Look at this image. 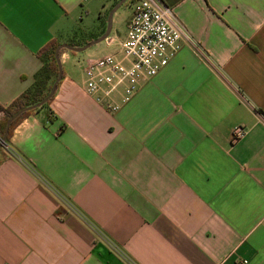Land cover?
<instances>
[{"label": "crops", "instance_id": "1", "mask_svg": "<svg viewBox=\"0 0 264 264\" xmlns=\"http://www.w3.org/2000/svg\"><path fill=\"white\" fill-rule=\"evenodd\" d=\"M112 1L0 0V105ZM162 1L190 40L119 110L60 52L53 98L3 147L0 264H264V0Z\"/></svg>", "mask_w": 264, "mask_h": 264}, {"label": "built area", "instance_id": "2", "mask_svg": "<svg viewBox=\"0 0 264 264\" xmlns=\"http://www.w3.org/2000/svg\"><path fill=\"white\" fill-rule=\"evenodd\" d=\"M104 40L110 50L89 56L84 64V91L115 112L133 98L143 82L169 63L190 35L162 0H132L124 38L109 35ZM115 96L119 98L116 101ZM245 134L243 126H234L230 144Z\"/></svg>", "mask_w": 264, "mask_h": 264}, {"label": "trees", "instance_id": "3", "mask_svg": "<svg viewBox=\"0 0 264 264\" xmlns=\"http://www.w3.org/2000/svg\"><path fill=\"white\" fill-rule=\"evenodd\" d=\"M117 2H115L116 4ZM114 4V5H115ZM105 24L102 29L101 34L105 31ZM61 43L57 41L56 39H51L49 40L38 52V56L42 60V66L39 69V71L35 74L34 76V82L29 87L26 89L24 92H22L20 95H18L12 102H10L6 106L0 105V138L4 136L5 133V127L8 119L15 114L19 109L34 104L41 99H43L49 92L50 87L57 77V72H58V66L57 62L54 56V52L56 48L60 45ZM71 45V44H70ZM74 53V51H70ZM52 97L46 101L44 104H42L40 107L47 105ZM40 107H36L34 109H30L26 112H23L21 115H19L17 118H15L11 124L9 125L8 131L6 133V143L9 141L13 129L16 127V125L26 116L29 114L33 113ZM0 152L2 153L0 160L5 156V151L3 148H0Z\"/></svg>", "mask_w": 264, "mask_h": 264}, {"label": "rangeland", "instance_id": "4", "mask_svg": "<svg viewBox=\"0 0 264 264\" xmlns=\"http://www.w3.org/2000/svg\"><path fill=\"white\" fill-rule=\"evenodd\" d=\"M131 1L132 0H126L122 5H120L117 8L115 22L113 21V15L111 20V28L112 31L109 35H113L115 33V30H117L118 33H121L125 29V24L130 19V13H131ZM114 4L115 2L112 1ZM114 14V13H113ZM107 23V16L105 17L104 24L106 26ZM92 21L89 18H85L82 22L78 24H71L67 28V36L64 35V42L65 44H77L78 46L85 45L86 43L94 40L95 38L99 37L96 32L93 31L91 27ZM102 32V31H101ZM66 36V37H65ZM106 42L105 40L100 41L89 48L81 51V52H74L71 53V59L68 61V64L70 67L78 72L80 68L85 64L87 56L93 55L90 54L91 51H94V49H97V47H100L104 45ZM67 51L66 49H62L61 51ZM62 67V64H61Z\"/></svg>", "mask_w": 264, "mask_h": 264}, {"label": "water", "instance_id": "5", "mask_svg": "<svg viewBox=\"0 0 264 264\" xmlns=\"http://www.w3.org/2000/svg\"><path fill=\"white\" fill-rule=\"evenodd\" d=\"M126 0H119L108 12L107 14V23H106V27H105V31L97 38H95L94 40L86 43L85 45H82V46H76V45H69V44H65V43H61L55 50L54 52V56H55V59H56V62H57V66H58V72H57V77L55 78V80L53 81L51 87H50V90L48 92V94L43 98L41 99L40 101L34 103V104H31V105H28V106H25L21 109H19L15 114H13L7 121L6 123V127H5V133H4V136L1 138V141H0V148H3L5 147L6 145V140H5V137H6V133L8 131V128H9V125L11 124V122L17 118L19 115H21L23 112H26L30 109H34L36 107H40L42 104H44L46 101H48L52 95L54 94V91L56 89V86L58 84V82L60 81V79L62 78V67H61V61H60V52L62 49H66L68 51H74V52H81L87 48H89L90 46L100 42V41H103L107 36H109L110 34V31H111V20H112V15L113 13L117 10V8L122 5Z\"/></svg>", "mask_w": 264, "mask_h": 264}]
</instances>
